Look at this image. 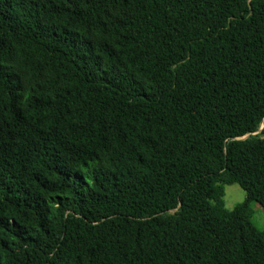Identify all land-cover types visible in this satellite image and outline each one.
I'll return each instance as SVG.
<instances>
[{
  "label": "trees",
  "instance_id": "16d2710c",
  "mask_svg": "<svg viewBox=\"0 0 264 264\" xmlns=\"http://www.w3.org/2000/svg\"><path fill=\"white\" fill-rule=\"evenodd\" d=\"M251 202L264 0H0V264H264Z\"/></svg>",
  "mask_w": 264,
  "mask_h": 264
},
{
  "label": "rangeland",
  "instance_id": "374dc122",
  "mask_svg": "<svg viewBox=\"0 0 264 264\" xmlns=\"http://www.w3.org/2000/svg\"><path fill=\"white\" fill-rule=\"evenodd\" d=\"M244 197V191L237 184L225 186L223 199L227 209L230 210L237 202L242 201ZM250 207L253 211L251 221L258 229H264V209L256 202H251Z\"/></svg>",
  "mask_w": 264,
  "mask_h": 264
}]
</instances>
